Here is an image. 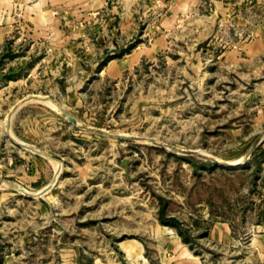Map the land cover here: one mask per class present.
<instances>
[{
	"label": "rangeland",
	"instance_id": "rangeland-1",
	"mask_svg": "<svg viewBox=\"0 0 264 264\" xmlns=\"http://www.w3.org/2000/svg\"><path fill=\"white\" fill-rule=\"evenodd\" d=\"M245 2L240 19L202 8L168 53L117 79L100 74L115 41L0 46V163L17 162L0 179V264H264V59L224 60L264 19ZM32 169L42 183L27 187Z\"/></svg>",
	"mask_w": 264,
	"mask_h": 264
},
{
	"label": "crops",
	"instance_id": "crops-1",
	"mask_svg": "<svg viewBox=\"0 0 264 264\" xmlns=\"http://www.w3.org/2000/svg\"><path fill=\"white\" fill-rule=\"evenodd\" d=\"M246 1L244 7L264 5V0ZM207 6L210 10L214 8L218 15L224 16L230 11L235 18H241L238 15L241 7L237 9L233 0H0V46L22 40L29 41L32 46L39 44L40 49L46 48L49 43L56 46L115 41L116 45L110 48L111 52L107 55L113 59L104 65L100 74L117 79L168 53L172 43L171 33ZM141 23L145 25L143 37L134 41L138 43L130 53L121 55L127 43H134L136 29ZM20 29H26L25 37L19 35ZM253 34V39L242 45L241 52L225 53V62L253 65L264 59V19L255 26ZM93 49L95 54H99L96 46ZM89 50L91 47H88ZM42 117L35 115L25 119L31 125V135H42L37 126L44 121ZM16 163L14 158L10 159L7 163L9 169L0 163V179L3 175L8 176ZM33 171L23 173L25 183L22 184L27 187L42 183L41 174Z\"/></svg>",
	"mask_w": 264,
	"mask_h": 264
},
{
	"label": "water",
	"instance_id": "water-1",
	"mask_svg": "<svg viewBox=\"0 0 264 264\" xmlns=\"http://www.w3.org/2000/svg\"><path fill=\"white\" fill-rule=\"evenodd\" d=\"M25 103V102H24ZM23 103V104H24ZM59 110L62 112V114L70 121L72 122V124L77 128V129H81V130H85L87 132H91V133H95V134H98V135H101V136H106V137H113V138H118V139H129L128 137H124L122 135H118V134H114V133H110V132H106L104 131L103 129H98V128H94V127H88V126H82L80 124H78V122L76 121V119L70 114L68 113L66 110L58 107ZM10 140L16 144L17 146H22L17 140L15 139H12L10 138ZM158 144V143H157ZM158 146L160 148H165L163 145L161 144H158ZM26 149L34 152L35 154L39 155V156H42L44 158H48V159H52L51 157L43 154L42 152H40L38 149L36 148H33V147H30V146H26L25 147ZM172 153H177V154H181V155H197L198 153L197 152H194V151H189V152H185V151H181V152H172ZM208 158L210 161H212L214 164H217V165H221L222 167L224 168H238V166L234 165V164H231V163H227V162H221V161H218L217 159H212V158H209V157H206ZM18 190L22 191L21 188L17 187ZM50 189V187L48 189H46L42 194L46 193L48 190ZM54 191H58L56 188L54 189ZM38 196H41L38 195ZM29 198H33L34 195H28Z\"/></svg>",
	"mask_w": 264,
	"mask_h": 264
},
{
	"label": "trees",
	"instance_id": "trees-1",
	"mask_svg": "<svg viewBox=\"0 0 264 264\" xmlns=\"http://www.w3.org/2000/svg\"><path fill=\"white\" fill-rule=\"evenodd\" d=\"M137 43L138 42H134V43L130 44L129 46H127L126 48H123L121 50V55L130 53L136 47ZM111 59H113V58L111 56H108L104 60V64H102V65L104 66L105 62H107ZM102 65H100V66H102ZM186 159H191V158H186ZM159 203H160V209H159L158 213H159L160 222L164 225H168V226H172V227H178L179 224H178L176 219L167 217V210H166L167 200L163 197H159Z\"/></svg>",
	"mask_w": 264,
	"mask_h": 264
}]
</instances>
